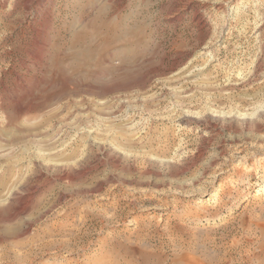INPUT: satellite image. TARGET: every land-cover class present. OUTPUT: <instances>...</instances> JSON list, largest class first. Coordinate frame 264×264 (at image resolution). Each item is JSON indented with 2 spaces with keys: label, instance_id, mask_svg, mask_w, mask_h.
<instances>
[{
  "label": "rangeland",
  "instance_id": "374dc122",
  "mask_svg": "<svg viewBox=\"0 0 264 264\" xmlns=\"http://www.w3.org/2000/svg\"><path fill=\"white\" fill-rule=\"evenodd\" d=\"M27 1L0 0V264H264V0Z\"/></svg>",
  "mask_w": 264,
  "mask_h": 264
},
{
  "label": "bare ground",
  "instance_id": "6f19581e",
  "mask_svg": "<svg viewBox=\"0 0 264 264\" xmlns=\"http://www.w3.org/2000/svg\"><path fill=\"white\" fill-rule=\"evenodd\" d=\"M49 2H50V0H28L25 5L28 8H31V6L34 7V9H35L34 15H36L37 17H40L39 14H41L43 12V8H39V7H41L42 4L47 5ZM47 18H48V14H45V13L41 17L43 22H45L47 20ZM48 28H49L48 26H45L44 28H42V33H45L48 30Z\"/></svg>",
  "mask_w": 264,
  "mask_h": 264
}]
</instances>
